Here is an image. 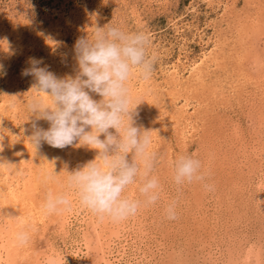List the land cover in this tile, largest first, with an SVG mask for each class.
Listing matches in <instances>:
<instances>
[{
	"label": "rangeland",
	"instance_id": "1",
	"mask_svg": "<svg viewBox=\"0 0 264 264\" xmlns=\"http://www.w3.org/2000/svg\"><path fill=\"white\" fill-rule=\"evenodd\" d=\"M109 24L151 38L152 77L130 87L135 125L151 131L149 178L161 198L122 223L99 220L74 194L70 212L45 216L47 192L64 193L68 173L98 152L31 143L35 79L21 73L35 58L58 78L75 77L76 41ZM181 155L202 162L204 182L178 190ZM139 186L125 195L142 199ZM50 255L66 264H264V0H0V262L44 264Z\"/></svg>",
	"mask_w": 264,
	"mask_h": 264
},
{
	"label": "clouds",
	"instance_id": "2",
	"mask_svg": "<svg viewBox=\"0 0 264 264\" xmlns=\"http://www.w3.org/2000/svg\"><path fill=\"white\" fill-rule=\"evenodd\" d=\"M151 43L145 32H129L109 24L96 27L91 35L76 41L75 77L58 78L47 67H40L42 61L35 58L30 60V67L22 70V76L35 79L34 94L26 104L30 116L35 117L31 143L36 148L45 142L54 148L77 146L98 152L95 160L68 173L64 193L47 192L42 204L45 216L70 212L72 194L81 207L99 220L113 223L135 217L160 200V181L155 176L149 178L157 162L151 131L135 125L140 103H134L130 87L134 77L143 81L152 77L155 56L149 53ZM90 93L102 99L97 101ZM8 108L14 110L16 103L10 102ZM38 120L49 122L50 127L44 130L36 123ZM56 176V172L46 174L45 183L55 182ZM205 179L199 159L186 155L176 158L172 180L178 190ZM138 181L142 199L126 196L125 191ZM203 186L213 190L210 184ZM165 214L169 220L177 219L175 201L166 206ZM16 239L20 245H26L30 235L22 231ZM44 264H60V258L50 255Z\"/></svg>",
	"mask_w": 264,
	"mask_h": 264
},
{
	"label": "bare ground",
	"instance_id": "3",
	"mask_svg": "<svg viewBox=\"0 0 264 264\" xmlns=\"http://www.w3.org/2000/svg\"><path fill=\"white\" fill-rule=\"evenodd\" d=\"M80 251H81V247L78 246V249H76V253H75V254H78V255H79V254H80ZM125 251H126V250H125ZM103 252H104V254H105V253H106V250H103ZM104 254H103V255H104ZM73 255H74V254H73ZM80 255H82V254H80ZM122 256H123V255H122ZM77 257H78V256H77ZM81 258H82V260L84 259L83 257H81ZM81 258H80V259H81ZM104 258H105V255H104ZM104 258H103V259H104ZM107 258H108V257H107ZM111 258H112V257H111ZM2 260H3V261H1L0 264H6L5 261H4L5 259L2 258ZM65 261H66V260H65ZM65 261H64L63 259H60V264H66ZM110 261H111V260H110ZM113 262H114V261H113ZM113 262H112V263H113ZM115 262H116V261H115ZM108 264H109V263H108Z\"/></svg>",
	"mask_w": 264,
	"mask_h": 264
}]
</instances>
